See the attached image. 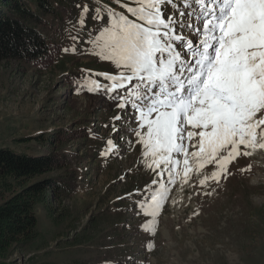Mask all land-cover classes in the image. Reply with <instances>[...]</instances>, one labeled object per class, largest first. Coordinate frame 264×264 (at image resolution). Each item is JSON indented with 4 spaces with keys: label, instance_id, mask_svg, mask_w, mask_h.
Masks as SVG:
<instances>
[{
    "label": "rangeland",
    "instance_id": "1",
    "mask_svg": "<svg viewBox=\"0 0 264 264\" xmlns=\"http://www.w3.org/2000/svg\"><path fill=\"white\" fill-rule=\"evenodd\" d=\"M85 4L91 7L92 0L55 3L57 14L45 16L47 25L39 27L60 47L54 62L0 63V146L43 154L55 131L65 135L54 149L71 163L31 182L62 177L74 190L54 204L53 215L38 206L41 236L16 248L12 258L18 264H264V150L229 164L230 175L219 183L199 184L215 171L211 165L183 186L178 181L157 217L155 235L144 231L150 218L128 198L153 179L139 163L140 145L131 136L134 146L117 140L119 153L102 155L113 136L104 125L118 109L104 95L77 90L86 76L103 82L99 74L115 70L87 54V45L63 51L73 46L72 26ZM94 25L89 16L88 28Z\"/></svg>",
    "mask_w": 264,
    "mask_h": 264
},
{
    "label": "snow or ice",
    "instance_id": "2",
    "mask_svg": "<svg viewBox=\"0 0 264 264\" xmlns=\"http://www.w3.org/2000/svg\"><path fill=\"white\" fill-rule=\"evenodd\" d=\"M89 16L98 27L88 28ZM72 27L73 46L63 51L87 45L115 70L77 83L118 109L101 154H118L117 140L134 146V136L153 174L128 194L150 218L144 231L155 235L178 181L211 165L199 184L219 183L229 164L264 150V0H92Z\"/></svg>",
    "mask_w": 264,
    "mask_h": 264
},
{
    "label": "trees",
    "instance_id": "3",
    "mask_svg": "<svg viewBox=\"0 0 264 264\" xmlns=\"http://www.w3.org/2000/svg\"><path fill=\"white\" fill-rule=\"evenodd\" d=\"M63 2L0 0V63L20 61L46 65L54 62L60 47L51 44L39 27L47 25L45 16L57 14L55 3ZM53 138L50 149L43 154L0 146V264H18L12 258L15 249L41 236L39 205L53 215L54 204L63 203L62 196L74 192L71 181L62 177L31 182L71 163L70 156L54 149L53 142H65V135L55 131Z\"/></svg>",
    "mask_w": 264,
    "mask_h": 264
}]
</instances>
